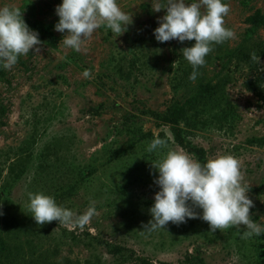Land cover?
Wrapping results in <instances>:
<instances>
[{
	"label": "rangeland",
	"instance_id": "1",
	"mask_svg": "<svg viewBox=\"0 0 264 264\" xmlns=\"http://www.w3.org/2000/svg\"><path fill=\"white\" fill-rule=\"evenodd\" d=\"M117 2L132 15L128 30L116 37L102 25L76 52L54 30L61 0H0L23 12L41 41L38 52L0 67V264H264V234L244 236L243 225L146 226L159 190L152 163L180 147L165 118L182 111L173 120L181 148L201 164L238 158L250 214L264 225V105L244 87L252 71L240 53L264 48L263 24L252 20L264 18V0H226L234 38L212 45L195 81L181 52L195 41L153 36L165 11L152 8L166 0ZM256 61L264 68V57ZM157 138L164 144L147 151ZM29 193L54 197L76 214L73 224H36ZM90 206L96 214L81 227L75 220Z\"/></svg>",
	"mask_w": 264,
	"mask_h": 264
},
{
	"label": "clouds",
	"instance_id": "2",
	"mask_svg": "<svg viewBox=\"0 0 264 264\" xmlns=\"http://www.w3.org/2000/svg\"><path fill=\"white\" fill-rule=\"evenodd\" d=\"M161 10L165 14L158 18L153 36L159 43L195 41L181 50L193 69L189 79L195 81L197 69L206 63L212 45L234 38L235 33L225 26L229 5L226 0H166L163 6L157 3L152 8L153 12ZM22 14L15 7H0V67L4 69H11L19 57L30 51H39L36 47L41 44L39 33L28 26ZM55 14L59 19L54 30L66 33L64 47L76 52L102 25L118 37L133 23L132 15L122 10L117 0H61ZM252 59L259 57L253 54ZM84 75L88 76V72ZM163 144L161 139H153L147 151L153 152ZM152 166L158 172L153 182L159 190L149 209L151 220L146 226L150 229H164L169 222L181 224L199 218L208 223L212 232L240 229L243 225L244 236L264 234V225L256 223L250 214L254 203L249 198V184L244 182L238 158L217 155L201 164L177 147ZM29 211L38 225L57 221L71 226L76 216L72 210L58 205L54 197L43 193H29ZM95 214V207L90 206L75 223L83 227Z\"/></svg>",
	"mask_w": 264,
	"mask_h": 264
},
{
	"label": "trees",
	"instance_id": "3",
	"mask_svg": "<svg viewBox=\"0 0 264 264\" xmlns=\"http://www.w3.org/2000/svg\"><path fill=\"white\" fill-rule=\"evenodd\" d=\"M252 20L256 23L259 22L263 24L264 27V18L262 19L256 16L252 18ZM240 53L242 55L241 62L246 63L249 66L250 71H252L251 75L245 79L244 87L249 93L253 94L257 98V101L260 104L264 105V68H261L258 62L252 59L253 53L251 52V50L250 51L241 50ZM255 53L257 57H264V48H262V46H257ZM189 103L190 105L195 106L198 104V99L193 98ZM178 111H182V110H178ZM181 114L183 115L184 112L182 111ZM181 114H177V118L179 117V115L181 116ZM177 118L175 119L173 116H168L165 118V120H167V122L172 126V134L174 136L175 143H177L180 147H184V142L181 138V134L176 126L177 123L176 121H173V120H178ZM201 152L203 153V150H201ZM200 159L203 160L204 158L200 156ZM108 251L109 254L113 256L119 255L123 257V260L128 258L129 260H132L131 257H133L132 255L127 257L122 256L123 255L121 254L122 250L120 251L119 249H116L112 246L108 247ZM188 263L190 264L192 262L188 260ZM141 264H150V263L146 260H142ZM182 264H186V263L183 262Z\"/></svg>",
	"mask_w": 264,
	"mask_h": 264
}]
</instances>
